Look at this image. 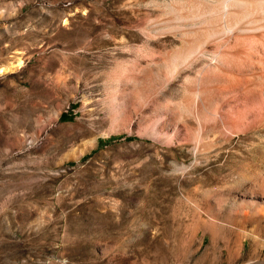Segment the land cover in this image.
<instances>
[{
	"label": "rangeland",
	"instance_id": "1",
	"mask_svg": "<svg viewBox=\"0 0 264 264\" xmlns=\"http://www.w3.org/2000/svg\"><path fill=\"white\" fill-rule=\"evenodd\" d=\"M192 1L0 0V264H264V129L223 132L225 68L157 78Z\"/></svg>",
	"mask_w": 264,
	"mask_h": 264
},
{
	"label": "bare ground",
	"instance_id": "2",
	"mask_svg": "<svg viewBox=\"0 0 264 264\" xmlns=\"http://www.w3.org/2000/svg\"><path fill=\"white\" fill-rule=\"evenodd\" d=\"M224 3V7L221 6L220 9L221 16L217 15L216 6L209 7L196 1L172 6V13L180 22H189L191 19L195 21L197 18L203 20V26H193V29L189 27L190 30H186V26L171 28L167 25L170 26L169 31L174 29L182 32V45L169 57L165 77L158 75L157 78L160 82L169 81L182 70L191 68L200 59L209 62L208 65L212 66L210 70L225 68L223 70L227 71V75L212 79L221 85L217 93L216 114L223 132L227 131L233 137L244 139L264 129V0H226ZM153 27L148 25L142 30L153 32ZM229 41L232 43L229 51L208 54L206 47L211 43ZM7 69H0V73ZM209 82L211 81L208 78L200 79L193 92L196 100H204ZM231 100L234 107L231 106L233 109L229 115L225 107ZM189 114L195 116L199 122L204 119L202 109L198 107L180 110L178 113L180 120ZM237 211L244 217L254 218L262 215L264 207H254L252 202L246 200L241 202Z\"/></svg>",
	"mask_w": 264,
	"mask_h": 264
}]
</instances>
